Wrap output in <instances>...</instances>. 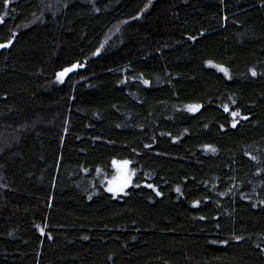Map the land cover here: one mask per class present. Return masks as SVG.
<instances>
[{"label":"trees","instance_id":"trees-1","mask_svg":"<svg viewBox=\"0 0 264 264\" xmlns=\"http://www.w3.org/2000/svg\"><path fill=\"white\" fill-rule=\"evenodd\" d=\"M0 45V264H264V0H0Z\"/></svg>","mask_w":264,"mask_h":264},{"label":"rangeland","instance_id":"rangeland-1","mask_svg":"<svg viewBox=\"0 0 264 264\" xmlns=\"http://www.w3.org/2000/svg\"><path fill=\"white\" fill-rule=\"evenodd\" d=\"M114 162H113L114 176L112 178L110 188L116 194L123 193L124 190L132 184L133 173L130 168V162L126 160H116ZM125 162L127 163L125 164Z\"/></svg>","mask_w":264,"mask_h":264},{"label":"snow or ice","instance_id":"snow-or-ice-1","mask_svg":"<svg viewBox=\"0 0 264 264\" xmlns=\"http://www.w3.org/2000/svg\"><path fill=\"white\" fill-rule=\"evenodd\" d=\"M3 46H4V45H0V47H3ZM67 71H69V70H65V72H67ZM220 71H224L225 74L227 75V72H226L225 69H222V68H221ZM63 75H64V73H59V74H58V78H62ZM145 83H147V81H145ZM225 111H228V108H227V107H225ZM232 115L235 117V116L238 115V113H233ZM233 126H235V124H234ZM114 163H115V162H114ZM126 163H127V162H125V164H126ZM108 191H112V189L109 188ZM157 195H159V193H157Z\"/></svg>","mask_w":264,"mask_h":264}]
</instances>
